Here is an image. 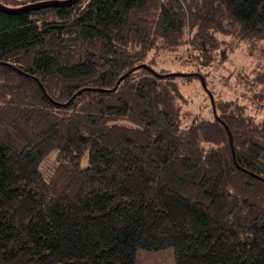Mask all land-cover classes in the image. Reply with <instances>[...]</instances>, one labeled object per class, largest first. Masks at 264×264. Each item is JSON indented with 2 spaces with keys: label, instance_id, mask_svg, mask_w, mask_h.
I'll return each mask as SVG.
<instances>
[{
  "label": "trees",
  "instance_id": "16d2710c",
  "mask_svg": "<svg viewBox=\"0 0 264 264\" xmlns=\"http://www.w3.org/2000/svg\"><path fill=\"white\" fill-rule=\"evenodd\" d=\"M245 42L264 43V0L0 10V264H264V116L242 102L264 109V64L251 96L208 79ZM165 55L197 69L157 70ZM179 80L212 118L186 119Z\"/></svg>",
  "mask_w": 264,
  "mask_h": 264
},
{
  "label": "rangeland",
  "instance_id": "374dc122",
  "mask_svg": "<svg viewBox=\"0 0 264 264\" xmlns=\"http://www.w3.org/2000/svg\"><path fill=\"white\" fill-rule=\"evenodd\" d=\"M164 58L167 59V62L161 64L157 70L166 68L172 74H185L196 71L197 69L195 65L188 64V66L186 62L179 63L173 60L170 61V55H165ZM218 58L220 59V64L217 68L210 70L208 78L209 87L214 95L217 98L224 97L228 100L235 99L236 97L241 98L243 95L251 96L255 91L250 88H245L244 84L240 83V79H258L257 75L259 72L257 71L264 64V43H258L255 46L248 42L241 43L234 52L228 50L225 56L221 52L218 54ZM188 76H196L198 79L200 77L198 72ZM180 84L187 98V104L184 105L186 119L197 115L205 119L212 118L211 104L209 98L207 99L205 92L201 89V83L192 80L190 82L181 81ZM246 98L242 99V102L249 106L248 110L258 115L259 119L263 117L264 109L256 106L250 99ZM54 157L52 155L50 160L43 165L44 171L47 172L48 169H52ZM137 264H174L173 250L168 249L160 252L139 251Z\"/></svg>",
  "mask_w": 264,
  "mask_h": 264
},
{
  "label": "water",
  "instance_id": "95a60500",
  "mask_svg": "<svg viewBox=\"0 0 264 264\" xmlns=\"http://www.w3.org/2000/svg\"><path fill=\"white\" fill-rule=\"evenodd\" d=\"M81 0H44V1H39L33 4H30L28 6H25L23 8H18V9H12L9 7H6L0 3V10L6 13H21V12H28V11H33V10H40V9H45V8H50V7H69L72 6L76 3H78ZM174 76V74H172ZM123 78V77H122ZM203 79V78H202ZM203 83V87H206V85ZM207 93L210 95L212 105L214 107V98L213 95L207 90ZM215 111V109H214Z\"/></svg>",
  "mask_w": 264,
  "mask_h": 264
}]
</instances>
